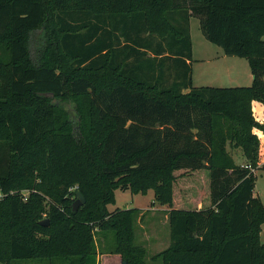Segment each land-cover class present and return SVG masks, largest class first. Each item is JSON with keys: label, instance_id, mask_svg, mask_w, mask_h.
Here are the masks:
<instances>
[{"label": "trees", "instance_id": "1", "mask_svg": "<svg viewBox=\"0 0 264 264\" xmlns=\"http://www.w3.org/2000/svg\"><path fill=\"white\" fill-rule=\"evenodd\" d=\"M192 16L248 59L251 85L193 84ZM254 101L264 0H0V188L14 192L0 199V264H98L105 252L122 264H264ZM179 170L209 173V204L175 205L196 186L176 190ZM118 189H153L168 205L165 249L136 242L141 209H109ZM77 191L86 202L74 210Z\"/></svg>", "mask_w": 264, "mask_h": 264}, {"label": "rangeland", "instance_id": "2", "mask_svg": "<svg viewBox=\"0 0 264 264\" xmlns=\"http://www.w3.org/2000/svg\"><path fill=\"white\" fill-rule=\"evenodd\" d=\"M191 37L193 41V84L195 86H235L241 83L245 76L248 77L251 75L252 72L248 59L238 56H227L220 46L210 42L204 36L200 19L196 16H192L191 18ZM40 44L41 37L39 32L34 33L32 36L31 51L35 58L37 57ZM221 53L225 55L223 60L217 58ZM227 61L232 64H227ZM248 78L250 79L251 77L249 76ZM66 106L72 112L73 117H75L76 113L74 112L73 104L68 103ZM242 158L243 156L235 157V160L237 163H240L243 160ZM258 167L254 169L255 175L257 176L254 191L264 202V163L259 164ZM176 174L178 175L176 190H178V187H181L182 191L186 181L200 187L202 193L208 190L209 173H205L208 176V180L207 176L203 180L200 177V173V175H188L184 174L183 170H179ZM108 207L111 211H114L116 208L140 207L139 209H141L144 215L141 217L142 213L140 214V219L136 224V242L146 245L150 256L160 252L169 245L170 226L168 218L166 219V209L163 204L155 199L153 189L149 190L147 194H133L130 189H118L116 191V203L110 204ZM261 237L264 241V230L262 231ZM96 239L98 242L102 240L100 234L96 235ZM109 242L113 243V236L111 234ZM105 253L110 254L111 252ZM14 264H51V262L49 260L27 259L24 261H16ZM107 264L111 263L107 262ZM154 264H163V260L160 258Z\"/></svg>", "mask_w": 264, "mask_h": 264}, {"label": "crops", "instance_id": "3", "mask_svg": "<svg viewBox=\"0 0 264 264\" xmlns=\"http://www.w3.org/2000/svg\"><path fill=\"white\" fill-rule=\"evenodd\" d=\"M190 25H191V21H190ZM193 44V41H192ZM224 53H221L220 56L218 55L217 58H220V60H223L225 58V55H223ZM189 61V60H188ZM227 64H232L230 62H226ZM221 67V66H220ZM220 67H218L220 69ZM251 77L250 79L248 77ZM248 77L245 76V78H243L241 81V83L235 85V86H247V85H251L253 82V78H252V73L251 75H249ZM192 78H193V61H192ZM253 109L254 112L258 118V120L260 122H264V104L262 102L259 101H254L253 102ZM255 132L260 136L261 139V147H260V162L259 164L261 165V163H264V133L261 130H255ZM235 157H242V152L240 151V149H237L235 151ZM243 160L240 162V164H245L246 163V159L243 157ZM204 176H206V174H203ZM195 187V188H194ZM194 187H185V193L180 195L181 197H179L180 200H178L175 197L176 203L175 205L177 207L179 206H183V205H188L190 207H201L203 205L209 204V192L208 190L205 191L204 193H202V189L200 187H198L197 185ZM254 195L257 196L255 194L254 191ZM155 203V202H153ZM162 206V205H161ZM164 208L166 209V219L168 218V210L169 207L168 205H163ZM155 207V206H154ZM140 208V207H138ZM111 263V264H122V258L121 255L118 253H99L98 255V264H107Z\"/></svg>", "mask_w": 264, "mask_h": 264}, {"label": "water", "instance_id": "4", "mask_svg": "<svg viewBox=\"0 0 264 264\" xmlns=\"http://www.w3.org/2000/svg\"><path fill=\"white\" fill-rule=\"evenodd\" d=\"M76 195H77V198L73 202V209L74 210H78L79 207L86 202V197L81 191H77ZM41 223L48 224L49 223V219H44V220L41 221Z\"/></svg>", "mask_w": 264, "mask_h": 264}, {"label": "built area", "instance_id": "5", "mask_svg": "<svg viewBox=\"0 0 264 264\" xmlns=\"http://www.w3.org/2000/svg\"><path fill=\"white\" fill-rule=\"evenodd\" d=\"M14 192L11 191L10 193H5L4 191H2V189L0 188V199L4 198L6 195L8 194H13Z\"/></svg>", "mask_w": 264, "mask_h": 264}]
</instances>
